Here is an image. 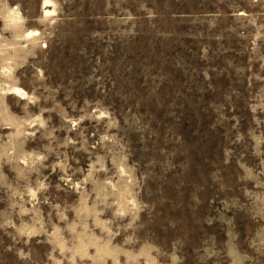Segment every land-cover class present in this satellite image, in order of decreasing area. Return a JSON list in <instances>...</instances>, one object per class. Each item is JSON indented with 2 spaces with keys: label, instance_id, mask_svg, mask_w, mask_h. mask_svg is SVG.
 Returning <instances> with one entry per match:
<instances>
[{
  "label": "rangeland",
  "instance_id": "obj_1",
  "mask_svg": "<svg viewBox=\"0 0 264 264\" xmlns=\"http://www.w3.org/2000/svg\"><path fill=\"white\" fill-rule=\"evenodd\" d=\"M0 264H264V0H0Z\"/></svg>",
  "mask_w": 264,
  "mask_h": 264
},
{
  "label": "bare ground",
  "instance_id": "obj_2",
  "mask_svg": "<svg viewBox=\"0 0 264 264\" xmlns=\"http://www.w3.org/2000/svg\"><path fill=\"white\" fill-rule=\"evenodd\" d=\"M51 13H52V11H49V10L46 11V14H51Z\"/></svg>",
  "mask_w": 264,
  "mask_h": 264
}]
</instances>
